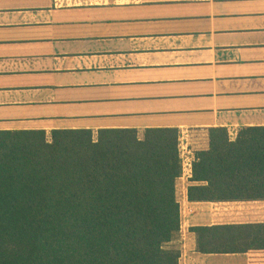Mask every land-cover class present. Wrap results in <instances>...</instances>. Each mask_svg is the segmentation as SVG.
Masks as SVG:
<instances>
[{
    "label": "crops",
    "instance_id": "obj_1",
    "mask_svg": "<svg viewBox=\"0 0 264 264\" xmlns=\"http://www.w3.org/2000/svg\"><path fill=\"white\" fill-rule=\"evenodd\" d=\"M264 126V0H0V130L180 131L179 264L194 227L264 223V200L191 201L210 129Z\"/></svg>",
    "mask_w": 264,
    "mask_h": 264
},
{
    "label": "trees",
    "instance_id": "obj_2",
    "mask_svg": "<svg viewBox=\"0 0 264 264\" xmlns=\"http://www.w3.org/2000/svg\"><path fill=\"white\" fill-rule=\"evenodd\" d=\"M209 131L189 199L264 200V126ZM180 152L176 128L0 130V264H179ZM191 230L264 264V223Z\"/></svg>",
    "mask_w": 264,
    "mask_h": 264
}]
</instances>
